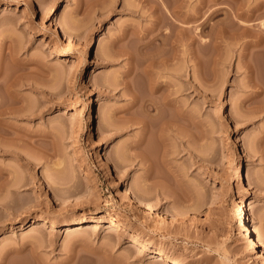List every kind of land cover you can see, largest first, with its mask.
<instances>
[{
    "label": "rangeland",
    "instance_id": "374dc122",
    "mask_svg": "<svg viewBox=\"0 0 264 264\" xmlns=\"http://www.w3.org/2000/svg\"><path fill=\"white\" fill-rule=\"evenodd\" d=\"M170 1L171 9L197 12L183 24L189 34L177 31L175 67L188 47L185 37L199 40L200 23L213 8L221 10L205 24L207 38L226 26L232 7L247 6L243 0ZM153 2L0 0V100L13 108L0 112V264H159L148 250L129 246L133 236L184 264H264V110L256 109L264 94L257 102L252 96L264 85V64L254 62L260 68L252 69L261 84L252 85V73L245 80L241 40L226 32L207 45L205 64L190 69L184 91V78L160 67L195 122L160 129L155 111L134 105L121 83L128 65L120 54L124 41L111 44L123 26L144 41L158 32L147 31L157 13ZM105 49L114 55L105 57ZM127 78L140 94L141 78ZM13 95L16 101L8 103ZM239 163L251 179L247 192L236 174ZM134 192L155 213L137 204ZM242 200L252 201L251 228L260 238L255 252L240 231ZM78 218L93 220L66 232ZM110 219L116 225L107 227Z\"/></svg>",
    "mask_w": 264,
    "mask_h": 264
},
{
    "label": "bare ground",
    "instance_id": "6f19581e",
    "mask_svg": "<svg viewBox=\"0 0 264 264\" xmlns=\"http://www.w3.org/2000/svg\"><path fill=\"white\" fill-rule=\"evenodd\" d=\"M147 1H149V0H147ZM168 1H166V2H168ZM240 1L242 2V0H240ZM240 1H238V2H240ZM244 1L245 0H243V3H239V4L240 5L242 4L241 6L247 4V6H244L246 8H244V9H243V7L241 8L240 6L237 5L238 3L236 4L237 7L231 6L232 8L231 7L230 8L233 10L231 12L228 11L229 12L228 18L230 16V18H229L230 20H228V22L225 23L226 26L222 25L220 29L218 28L219 31H218V29L215 30V31H218V34H214V36L207 38V36L205 37L203 35L204 26L211 16H213L214 14L218 13V11L221 10V8H218V7L215 9L213 8V10H211L209 15H207V18L204 21L202 20V22L200 23V30H199V33L197 34V35H199V40L197 39L198 37L194 38V36H192L193 39H191L192 37L189 38V36H187L188 38L185 37L187 40L188 39L189 40L191 39V40L190 41L188 40V42H187L188 47L183 52L184 57L182 58V60H183L181 62L182 64L179 63L178 64L179 66L176 65V67L174 66L172 61L177 56V52H176V50H177L176 36H178L177 31L181 32V34H182V32H187L189 34V32H190L189 30H191V27L189 29L188 24H187V26H183V24H186L189 21H192L193 19H195L196 18L195 14L197 12H194V11L189 12L187 9L182 10V7H180L181 9H178V8L176 9L174 7H173V9H171L172 5H170L171 7L169 8V7H167L169 2L166 5V2L164 3V1L162 4L163 7H159L160 5L158 6V4H161V2H159V0H156V1L154 0V2L152 3L153 4L152 10L157 11V13L154 14L153 18L151 19V25L147 31H149L148 33H150L151 31L154 32L155 29L158 28L157 29L158 32H154V34L152 33L147 38L148 40L146 39L147 41L146 40L144 41V39L142 37L145 35L142 36L133 30L129 31V30H127L126 26H125L126 28H124V26H123V28H120L121 30H119L121 32H119L117 35L115 34V36L112 38L111 44L116 43V45H117V43H120V41H122V42L124 41L123 42L124 45H122V46L120 45V46L123 48L125 47V48L124 49L122 48L123 49L122 51L120 48L119 49H120V54L121 55L123 54L124 56H126L125 58L127 59L128 65H127L126 70L123 71V76L125 79L122 78L123 80H122V82L120 80V82L123 83V86L127 88V89L124 88V89H126L125 91L128 90L131 93V95H132L131 102H133L134 105L138 103L141 107L143 106L147 113H149L152 110L155 111V114L157 116V121L155 122V125L157 127H159L160 129H165V130L169 131V130H173L174 127H178L180 125H185L187 127L188 125L195 123L193 120V117H191V115L187 111V102L185 101V99L181 100V102H179L177 100V97L173 95V94L179 92L180 89H171L170 88L172 85V83H171L172 79L168 80L169 79L168 77L162 78V76L160 74V67H163L164 69H166V71L170 72L171 75L183 77L184 83L182 85L183 88L181 89V91H184L187 88V84L189 83L190 69H192V72H193V70H194L193 66H195L196 70L197 69L200 70L203 68V66L201 68V65L203 63L205 64V61L207 59L206 58L207 57L206 56L207 55L206 50H208L206 48V47H208L207 45H209L211 43L215 44L217 42V40L220 39V38L217 39L218 36L222 33L227 32V34L229 36L233 37L230 39L235 40L234 38H237L238 40H241V44H239V45H242L241 50H240L241 52L239 51L240 54L238 56L241 57L242 64L244 65V66L242 65V67L243 68L245 67V69H246L245 73H246L247 77L246 76L245 77L248 79L245 78V80L251 81V73H252V75H253L252 76L253 77L252 78L253 79L252 85L255 84V86H256V84L257 85L261 84L260 83L262 80L261 74H259L260 78H258V76L256 75L257 73H254V71L252 72V69L254 70V68L255 69L260 68V67L259 68L256 67V63H260V62L262 63L263 62V64H264V0H255V1H253L255 3L252 2L253 4L251 2L249 4V1H245V2ZM170 2H174V1L171 0ZM234 3H236V2H234ZM173 4H175V3H173ZM204 4H206V3H204ZM248 4H249V6H248ZM177 7H178V4H177ZM204 7H205V5H204ZM168 8L171 10H169ZM199 8H202V7L199 6ZM162 9H165V11L163 10L164 12H162ZM166 11L168 14L167 15L163 14ZM235 18H236V20H234ZM237 19L241 22L240 25L238 24ZM229 21L231 22V24H229ZM232 25H234V26H232ZM235 25L237 27H235ZM178 27H179V30H177ZM239 27H241L240 31L234 30V28H239ZM163 30H165V32ZM62 35L67 41L70 40V36L67 33H65L64 31H62ZM184 36H185V34H184ZM222 36L223 35H221V37ZM140 37L143 39V41H140ZM238 40H236V41H238ZM195 42L197 43L196 46L194 44ZM212 44H211V46H212ZM231 44L233 46L234 43L232 42ZM111 46L112 45H110L109 47H111ZM215 46H217V45H215ZM104 51L107 53H105ZM209 51L210 52L208 54L211 55L212 51L211 50H209ZM103 53L106 54L105 57H107V58L114 55V52L110 53V50L106 51V49L103 50ZM115 54H119V52L117 53L115 51ZM97 55H98V53L95 52V56H97ZM210 55H208L209 58H210ZM258 56H259L260 60H259V58H257L258 60L256 59V57H258ZM213 59H215V58H213ZM216 60H219V59L216 57ZM216 60L215 61L212 60V61H214V63H215ZM221 61H222V59H221ZM221 61H217V62H221ZM191 62H193V64ZM254 62H256V63H254ZM261 63L259 65L262 67L263 64L261 65ZM253 65L255 67H253ZM245 69H244V71H245ZM261 69H263V67ZM255 72H256V70H255ZM257 72H258V70H257ZM132 74H133V77L141 78L140 90L142 92L140 94H139V92H137V88L135 86L131 85L132 81L130 79L132 78V76L129 79L127 78L129 75H132ZM254 74L256 75V78H255ZM255 79L256 80L260 79L259 83H257ZM248 81H245L246 82L245 86L248 85L247 84ZM251 83L252 82H250L249 86L251 85ZM252 85H251V87L254 88V86H252ZM7 86H9V85H7ZM260 86L258 85V87L257 88L255 87L253 91L251 90L253 100H255L254 99L255 97L257 99V96L259 97V94L261 92H262L261 94H264L263 93V91H264L263 86L264 85H262V87H260ZM251 91H250V93H251ZM263 96L261 95L262 98H263ZM248 98H250V96ZM260 98H258L257 100L258 101L261 100ZM10 99H11V101H9L8 103H10V102L13 103L16 101V98L14 95L11 96ZM245 101H247V99H245ZM249 101H250V99H249ZM255 101H253V102H255ZM263 101H264V98H263L262 102ZM2 102L0 100V112L8 110V109L9 110L13 109L12 107L9 108V106L6 105L5 102H3V103ZM251 102H252V100H251ZM259 102H260V105L262 106V108L260 105H259V108H258V106H257V108L256 107L255 108L258 109L257 111H260L259 109L264 110V105H262L263 103L261 101H259ZM7 106H8V108H7ZM253 110H254V108H253ZM90 118H91V116H90ZM141 119L142 120H140V119L137 120V122L142 123L141 126L144 129L146 127H149L150 123H148V121H146V119H145V121H143L144 118H141ZM90 121H92V128H93V118H92V120L90 119ZM259 140H261V138H259ZM258 141L257 142L255 141L256 144H255V146H253L252 151L254 154H255V152H257L256 147L258 146L257 144H259ZM261 148H263V147H261ZM263 150H264V148H263ZM263 150L259 151V149H258V151L261 152L259 154H261V157L264 161V151ZM122 152L123 151L118 153V155L113 159L115 165L120 164L122 162V160H123ZM139 154H141V153H139ZM139 157L141 158V157H145V156L139 155ZM143 161L148 162V160L146 158ZM149 163H150V161L148 162V165L146 166V170L148 172L147 175L151 176L155 179V176H157V175L156 174L154 175L151 172ZM236 174L240 176V179L244 185L243 186L244 191L247 192L249 190V188L251 187V179H250L249 175L247 173H245L244 165L242 163H239L236 166ZM157 181H159V180H157ZM155 182H156V180H155ZM3 184H5V183H3ZM9 185H11V184H9ZM9 185L8 186L6 185V187H10ZM0 188H2V187H0ZM133 198L136 200L137 204L145 206V204L143 203V198L141 195L134 192ZM0 201L2 202L3 199H0ZM251 203H252L251 200H249L248 202H246V200H242L240 202V205L238 208V215L240 218V225H241L240 231H242V233H244L245 238L248 239L249 249L255 252V251H258L260 248V238H259L258 234H256L255 231L251 228V219L249 217V212H248V206L251 205ZM2 204L4 205L5 203L2 202ZM145 207H146L148 212L155 213V211L151 207H149V206H145ZM165 214L170 215V217L172 219L174 218V215L169 213V212H165ZM94 219H96V218H94ZM92 220L91 219L85 220L83 218H78L74 223L66 224L64 229L66 232H73V231H76L78 229L84 228L85 225H87ZM43 221H47V220L44 219ZM51 224L53 225V222H51ZM114 225H116L115 221L113 219H110L107 227H111ZM130 241H131L129 244L130 247L139 246L140 251H142L143 249L148 250L150 252L149 253L150 256H156V261L159 264H184L181 261L172 260L169 256H167L166 254L161 252L159 249L153 248V247L147 245V243L143 242L140 238H138L136 236H133ZM261 252L264 255V248L261 249Z\"/></svg>",
    "mask_w": 264,
    "mask_h": 264
}]
</instances>
